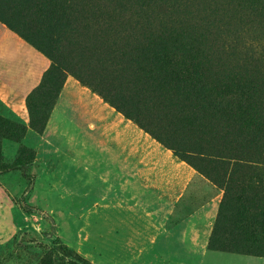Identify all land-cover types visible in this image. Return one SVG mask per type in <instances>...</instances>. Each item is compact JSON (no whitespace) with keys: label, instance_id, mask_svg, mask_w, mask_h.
Masks as SVG:
<instances>
[{"label":"rangeland","instance_id":"obj_1","mask_svg":"<svg viewBox=\"0 0 264 264\" xmlns=\"http://www.w3.org/2000/svg\"><path fill=\"white\" fill-rule=\"evenodd\" d=\"M236 3L0 0V18L53 59L29 100L35 111L43 100L39 127L17 119L0 127L2 158L13 161L19 148L17 156L29 161L26 172L35 175L27 193L19 171L0 176V207L2 197L6 210L13 206L9 215L0 211V264H38L57 243L92 264H264L238 255L263 251V229H251L245 240L228 231L235 200L264 207V1L224 19ZM246 18L257 23L248 27ZM162 27L181 33L209 74H240L236 80L249 88L246 140L232 136L237 123L221 103L207 107L203 91L195 97L205 113H194L207 126L203 134L150 92L155 68L138 66L142 58L136 61L133 50L153 44ZM111 51L114 60L105 61ZM40 66L33 59L31 68ZM184 86L166 77L158 89L184 96ZM10 130L16 141L5 138ZM224 141L231 149L239 144L256 169L226 172L213 165L205 173L203 158L231 150ZM185 156L195 157L194 164ZM20 196L41 211L24 212ZM10 221L24 227L12 231ZM219 244L237 249L213 250Z\"/></svg>","mask_w":264,"mask_h":264},{"label":"trees","instance_id":"obj_2","mask_svg":"<svg viewBox=\"0 0 264 264\" xmlns=\"http://www.w3.org/2000/svg\"><path fill=\"white\" fill-rule=\"evenodd\" d=\"M262 1L264 0H237L236 3L237 9L236 8L231 9L230 11H228V13H226V15L222 17L233 20L234 17H237V14H239L241 11L245 10L246 8L248 11L249 5L255 6L256 2H262ZM258 5L261 6V4ZM245 20H246L245 23L246 26H248L249 24L257 23V21L252 20L251 18H246ZM0 22L5 24L10 30L14 31L17 35H19L22 39H24L27 43L33 46L36 50L42 53L49 60V66L44 71L39 83L27 94L25 98V106L28 112V121L31 125L38 128L40 125V122L38 120V115H39L38 113H42L41 107L43 105V100H41V102L38 103L37 106L38 111L32 109V107L29 104V100L34 96L35 93L38 92V90L42 85V81L45 75L52 68L53 65L52 56L46 51L39 49L32 41L29 40V38L26 35L21 34L17 30V28L11 25L9 22L3 21L1 18H0ZM134 27L138 29L137 25H134ZM157 32L159 34L155 37V41L153 42V44H151L153 46L141 45L137 53H136V49L133 50V56L134 58H136V61L139 58H142L141 61H137L138 66L142 63L148 62V64L151 67L155 68V70L152 71L153 73H150L151 77L153 78L152 81L155 82V85L150 89V92L160 94L162 100L168 101L172 105L171 107L177 112L179 116L178 119L179 122L181 123L183 122L186 126L191 128L193 132L196 133L197 129H199L200 131L199 134H203V130L207 128V126L204 125V123L202 122V118L194 114L196 112L199 114L205 113L203 112V109L198 110L200 107V103H199L200 101L197 97H195V94L197 92L199 93L200 91H203L205 96H207L206 97V102L208 103L207 107H213L215 106L214 104L216 103L218 107V105H220L221 103L222 106L226 108L225 109L226 111L224 112H227L230 119L233 122L237 123V130L235 131V128H233L232 131H235V133H233L232 136L234 137L235 134L238 132V138H242V140H246V137L249 135V131H246L244 129L246 126H249V123H247L249 118V88H246L247 86L242 84L244 82L236 80V77L239 76L240 74L232 73V72L225 75L209 74V71L205 70V68L203 67V63L205 62L204 59L199 57L196 52L194 53L190 52V44L186 43V41L182 39L181 33L173 30L170 31V30L162 29V28ZM134 38L135 36H133L131 39ZM143 39L146 40L149 39V37H144ZM127 44L128 42L123 45L122 51L125 49ZM104 51L106 52L105 49ZM178 53H181V55ZM112 54L113 53H109L108 55H106L104 60L105 61L114 60L113 58H111ZM180 59H182V61L184 62L183 64L179 63ZM159 66H163V67L159 68ZM139 69L141 68L139 67ZM178 72L182 73V75H179ZM166 77L167 78L173 77L178 82L184 83L185 84L184 89L186 90L188 89L187 91L188 94H185L184 96L179 95L178 93L169 94L168 90H166L165 88L160 87L158 89V86L160 85L161 81ZM233 92H235L234 95ZM192 93L194 94V99H195L194 102L192 100L193 98ZM42 98L44 97L42 96ZM184 113H186L187 116L186 115L184 116L183 115ZM124 114L130 116L131 113L124 111ZM237 118L241 119L242 122H237L238 121ZM7 121H14V120L12 118H8L0 114V127L3 126L4 123H8L9 124L8 126L12 125L10 124L11 122H7ZM21 124L25 126L23 122H21ZM13 137L18 139L17 137H15L14 131L11 132V135L9 137H5V138L12 141H16ZM224 144L225 147H229L231 149L230 143L224 141ZM239 147L241 146L238 144L237 148H233L229 152L223 148L224 151L221 154L217 156L203 158L204 161L203 171L205 173H208V170H211V167L213 165L223 169L226 172L227 171L245 172V170L248 171L255 170L256 169L255 166L252 165L255 163L254 160L251 159V157H249V160H247L244 155H241L242 154L241 152L243 151ZM18 149H17V155H18ZM182 151L184 150L182 149ZM232 152L234 153L232 154ZM17 155L13 161H5L2 158L1 146H0V176L9 173L11 171H19L22 174V176L28 181L26 189L24 190L25 193H27L32 188L35 175L33 173L26 172V167L29 161L26 159H21ZM185 158L194 164L193 159L195 157L185 156ZM17 203L26 213L36 212L38 210L41 211L40 209H38V207L26 204L24 202L23 196H20L18 198ZM254 204L255 205H250L249 201L248 203L247 202L243 203L242 201L236 202V200L234 203H232V214H231L232 216L231 219L229 218L230 222L228 224L229 232L230 230H235L238 233H241L242 235L240 236L245 240L246 234L247 233L249 234V231L251 229L264 230V213L261 214V212L264 211L263 210L264 207H262V205L258 203H254ZM43 216L49 218V214H44V212H43ZM215 233L216 231L214 232V234ZM214 236L216 238L218 235L216 234ZM245 242L246 241H242V244H244ZM212 248L213 250L215 249L220 251L226 249H232L233 251H235L237 249L229 245L225 247L222 244L215 245ZM261 251L253 252V253L250 252L239 253V254L264 257V249L262 252ZM48 252H49L48 254H45L44 256L40 257L38 264H92L82 256L75 255V252L72 248L62 243H57V245L54 248H49Z\"/></svg>","mask_w":264,"mask_h":264},{"label":"crops","instance_id":"obj_3","mask_svg":"<svg viewBox=\"0 0 264 264\" xmlns=\"http://www.w3.org/2000/svg\"><path fill=\"white\" fill-rule=\"evenodd\" d=\"M33 59L41 65L38 70L31 68ZM48 66L47 57L0 22V114L2 116L17 119L23 123L28 121L25 98L39 83ZM2 198L5 205L8 200ZM4 205L2 204L0 211L7 212V215L11 214L10 210L13 209V206H9L10 209L6 210ZM10 227L12 231H16L17 228L24 226H17L13 221H10Z\"/></svg>","mask_w":264,"mask_h":264},{"label":"bare ground","instance_id":"obj_4","mask_svg":"<svg viewBox=\"0 0 264 264\" xmlns=\"http://www.w3.org/2000/svg\"><path fill=\"white\" fill-rule=\"evenodd\" d=\"M113 1V0H112ZM163 1V0H162ZM177 1H179V0H177ZM183 1V0H182ZM232 1V0H231ZM138 2V1H137ZM144 2V1H143ZM152 2V1H151ZM188 2V1H187ZM204 2V1H203ZM163 3V2H162ZM195 3V2H194ZM201 3V2H200ZM232 3V2H231ZM122 4V3H121ZM227 4V3H226ZM100 5V4H99ZM180 5V4H179ZM185 5V4H184ZM141 6V5H140ZM149 6V5H148ZM161 6V5H160ZM188 6V5H187ZM207 6V5H206ZM119 7V6H118ZM104 8V7H103ZM128 8V7H127ZM138 8V7H137ZM174 8V7H173ZM155 9V8H154ZM142 10V9H141ZM150 10V9H149ZM174 10V9H173ZM200 10V9H199ZM220 10V9H219ZM126 11V10H125ZM154 11V10H153ZM187 11V10H186ZM210 11V10H209ZM223 11V10H222ZM230 11V10H229ZM199 12V11H198ZM158 13V12H157ZM178 13V12H177ZM176 13V14H177ZM181 13V12H180ZM187 13V12H186ZM191 13V12H190ZM213 13V12H212ZM125 14V13H124ZM160 14V13H159ZM189 14V13H188ZM207 14V13H206ZM237 14V13H236ZM94 15V14H93ZM95 15H96V13H95ZM94 15V16H95ZM100 15H101V13H100ZM135 15V14H134ZM234 15V14H233ZM247 15V14H246ZM102 16H103V14H102ZM114 16V15H113ZM195 16V15H194ZM198 16V15H197ZM96 17V16H95ZM121 17V16H120ZM135 17V16H134ZM140 17V16H139ZM138 17V18H139ZM229 17V16H228ZM110 18V17H109ZM117 18V17H116ZM192 18V17H191ZM206 18V17H205ZM126 19V18H125ZM134 19V18H133ZM147 19H149V18H147ZM203 19H204V17H203ZM207 19V18H206ZM225 19V18H224ZM229 19V18H228ZM233 19V18H232ZM130 20V19H129ZM146 20V19H145ZM157 20V19H156ZM190 20V19H189ZM210 20V19H209ZM216 20V19H215ZM111 21V20H110ZM202 21V20H201ZM117 22V21H116ZM115 22V23H116ZM156 22V21H155ZM161 22V21H160ZM114 23V22H113ZM143 23V22H142ZM175 23V22H174ZM231 23V22H230ZM105 24V23H104ZM109 24V23H108ZM131 24V23H130ZM151 24V23H150ZM157 24V23H156ZM128 25H129V23H128ZM173 25V24H172ZM179 25V24H178ZM181 25V24H180ZM183 25V24H182ZM186 25V24H185ZM213 25V24H212ZM219 25V24H218ZM232 25V24H231ZM104 26V25H103ZM147 26V25H146ZM190 26H191V24H190ZM85 27H87V25L85 26ZM167 27V26H166ZM177 27V26H176ZM185 27V26H184ZM183 27V28H184ZM110 28V27H109ZM127 28V27H126ZM130 28V27H129ZM147 28V27H146ZM200 28H201V26H200ZM199 28V29H200ZM114 29V28H113ZM117 29V28H116ZM124 29V28H123ZM162 29H163V27H162ZM216 29V28H215ZM103 30V29H102ZM152 30V29H151ZM161 30V29H160ZM206 30V29H205ZM147 31V30H146ZM198 31V30H197ZM148 32H149V30H148ZM200 32V31H199ZM104 35V34H103ZM113 35V34H112ZM111 35V36H112ZM141 35V34H140ZM206 35V34H205ZM223 35V34H222ZM109 36V35H108ZM129 37V36H128ZM109 38V37H108ZM126 38V37H125ZM130 38V37H129ZM128 38V39H129ZM209 38V37H208ZM210 40H212V39H210ZM214 41V40H213ZM216 44V43H215ZM115 45V44H114ZM130 47V46H129ZM112 53V52H111ZM124 56V55H123ZM218 59V58H217ZM223 61V60H222Z\"/></svg>","mask_w":264,"mask_h":264}]
</instances>
